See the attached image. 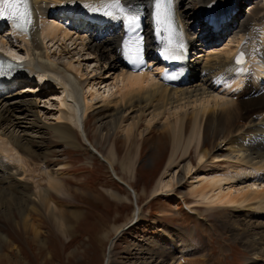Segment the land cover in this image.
I'll use <instances>...</instances> for the list:
<instances>
[{
	"label": "bare ground",
	"instance_id": "obj_1",
	"mask_svg": "<svg viewBox=\"0 0 264 264\" xmlns=\"http://www.w3.org/2000/svg\"><path fill=\"white\" fill-rule=\"evenodd\" d=\"M238 1L241 0H197V6H194V0H170V7L166 9L162 0H119V5L123 7L134 5L143 7L148 36L145 56H152L151 61L156 62L158 67L156 66L155 73L151 70L135 73L125 63L123 45L125 22L122 20L106 23L102 27H93L90 24L88 25L90 29L86 27L89 12L93 9L106 8L116 0H78L77 3H72L71 0H29L32 19L29 30L26 32L17 30L11 26V22L4 24L3 27L6 26V33L11 35L13 42L7 40L6 36H0V46L7 47L11 55L27 64L25 65L26 74L30 81L25 80L28 87H33V76L38 75L41 76L40 83L46 87V89L39 87L41 92L46 93L45 90L49 89L61 90L60 95L57 96L60 101L58 105L61 106L57 107L60 114L56 118L59 121L48 128L66 145L75 149L82 147L79 136L83 143H88L86 146L93 154L111 167L115 175L114 165L117 153L109 160L106 159L94 146H91L86 130L88 114L93 108L95 98L99 95L104 101L111 98L107 113L111 117L113 131L121 127L127 113L138 114V120L135 119L132 124H129L127 133L132 131L133 127H138L141 117L148 112L152 115L148 121L150 126L165 115L173 114L176 117L170 127L176 133L179 146L168 163L169 168L176 164L178 153L182 154V158L188 157L192 146L196 142L200 144L202 138L200 128L203 120L217 126V130L223 132L224 141L228 147L225 156L233 159L231 160L233 165L230 164L232 167L226 166L235 169H229L235 173L226 175L230 172L226 171L225 175L218 173L211 177H204L198 195L208 206H227L233 208V213L241 214L240 221L248 223L254 231L246 230V228L244 230L250 245L247 249L255 255L245 264H264V95L259 94L257 89L244 90L239 94L238 99H235V96L232 100L220 101L218 100L220 95L215 94L218 86L233 89L246 82L247 87L246 73L249 70L252 71L255 81L260 82L257 84L264 87L262 83L264 81V7L261 14L259 13V16L254 19L251 16H245L246 13H241L240 7L236 8ZM257 6L262 7L259 4ZM192 12H195L193 14H197V17L192 16ZM232 12L236 14V22L226 25L223 32H220L221 35L214 39L215 35L210 32L208 23L211 20L223 21ZM75 14H79L80 17L71 16ZM66 16L71 18L67 24H65ZM49 18L53 20L49 21ZM199 23L205 26L204 29L208 30V33L195 31ZM160 26L167 28L168 38L177 37L181 42L194 46L200 51L198 58L189 65L192 77L188 81L180 79L176 86H169L165 82L164 65L159 56L163 42L156 41L157 38L154 37V33ZM85 29L91 32L85 33ZM229 32L235 34L230 40L236 43V46L223 51V54H213L210 44L217 42L223 36L222 33ZM65 41L66 43L70 41L73 47L75 46L73 51L76 52L79 47L86 52L89 57L82 61L87 60L88 69L92 67L93 62L109 67L108 72L113 73L114 78L112 88L110 87L106 94L101 95L95 88H92L93 91L89 89L92 91L89 93L85 90L86 81L83 78L85 74H83L82 65L74 60L75 56L71 55L70 50L66 49L67 53H64L63 47L64 51L59 50L61 54L71 55L66 58L67 61H63L61 56L57 57L59 53L52 54V48L60 43L65 45ZM48 43H50L49 46ZM204 49L211 53L203 54ZM239 51H245L249 57L245 67L235 64V56ZM89 59L93 60L88 61ZM153 63L150 62L149 66ZM93 72L95 73V69ZM25 80L18 81V85ZM14 91L0 96V204L4 206L14 204L23 214L26 213L28 205L33 206V210L41 206L56 215L57 204L52 200V196L64 187L60 180L63 179L61 177L63 174L52 173L51 166L47 162L40 164L38 169L48 178L47 186H45V182H41L46 181L43 174L40 176L29 170V162L37 154V144L42 140L40 132L45 127L44 120L37 110V99L40 94L25 95V93L17 94ZM87 93L91 97L89 100L85 96ZM190 106H196L191 114L188 113L189 110L188 112L185 110ZM61 108H66L67 111H62ZM173 110L174 112L171 113ZM170 118L168 117V120H171ZM238 120L240 123H245V127H242ZM191 121L195 122V130L185 141L188 130L186 123ZM163 128L165 130L166 126ZM166 132L168 133V131L161 133ZM233 153L236 156H233ZM207 155L206 150L200 156V162ZM186 169L190 173L193 167L189 163ZM241 173H245L250 180L247 185L236 188L240 186L238 185L240 181L236 183L235 180ZM243 174L241 177L244 176ZM116 177L123 181L119 176L116 175ZM175 179L176 176L173 175L166 182L161 180V188L172 186ZM223 182H229L226 190L222 186ZM125 185L129 190L132 189L129 184L125 183ZM249 201H254L255 204L246 205ZM138 220L143 219L138 216ZM33 229L31 220L25 217L23 230L34 233ZM121 229L119 227L116 233L121 234L123 231ZM155 248L141 249L140 252H147L151 256L143 257L138 264H178L179 261H183V257L178 260L175 257L176 253L181 252L179 248H182V245L179 242H173L170 248L161 247L163 249L160 250ZM111 257L112 249L105 264H112ZM257 257H263V259L260 260Z\"/></svg>",
	"mask_w": 264,
	"mask_h": 264
},
{
	"label": "rangeland",
	"instance_id": "obj_2",
	"mask_svg": "<svg viewBox=\"0 0 264 264\" xmlns=\"http://www.w3.org/2000/svg\"><path fill=\"white\" fill-rule=\"evenodd\" d=\"M258 4L262 7L257 6ZM193 5L197 6V0H194ZM237 7H240L241 13H246L245 16L256 19L264 7V0H241L238 1ZM193 13L195 12H192V16L197 17V14ZM235 16V13L231 14L227 25L236 22ZM48 20L52 21L53 18ZM65 20L67 24L70 18L65 17ZM225 26H222V30ZM204 28V25L199 23L195 31L208 33ZM89 32L91 30L85 29V33ZM222 34L217 42L209 46L213 54H223V51L236 46V43L231 42L234 33ZM219 35L221 33L215 35L214 39ZM0 36L12 40L11 35H7L6 28L1 31ZM67 42L65 41V45H61L62 43L56 45L57 48L53 47L52 54L59 53L57 57L61 56L63 61H67L66 58L71 55L75 56L74 60L82 65L85 74L83 77L86 81L85 90L89 93L95 88L101 95L106 94L107 90L112 88L114 78L113 73L108 72L109 67L93 62L92 67L88 69L87 60L82 61L89 57L86 52L79 47L76 52L73 51L75 46L73 47L70 41ZM62 47L64 53L70 50L71 55L61 54ZM202 51L203 54L210 52L207 49ZM151 60L152 56H148L147 65H150V62L154 63L147 67L149 71L155 73L157 65ZM249 72L247 87L246 82L233 89L218 86L215 90V94L220 95L218 100H232L235 96V99H238L244 90L257 89L259 94L264 95V87H260V82L255 81L252 71ZM99 73L101 75H98ZM32 86L28 87L25 81L13 89L17 94H40L37 99V110L44 120L45 127L40 132L42 140L37 144V154L29 162V170L41 176L43 173L38 168L40 164L47 162L52 173L63 174L61 176L63 179L60 180L64 187L52 196V200L57 204L56 215L41 206L35 211L33 206L28 205L26 213L23 214L14 204L9 206L0 204V264H105L111 249L112 264H138L143 257L151 256L147 252H140L141 249L170 248L173 242L182 245V248H179L181 252L175 255L176 260L183 257V261H179L178 264H245L248 259L255 257L247 249L250 245L244 234L245 228L252 230L248 223L240 221L241 214L238 216L232 212L233 208L227 206H208L198 195L204 177L218 173L225 175L230 170H235L227 167H232L233 159L225 156L228 147L223 132L217 130V126L203 120L200 144L196 142L192 146L188 157L182 158V154L178 153L176 164L169 168L168 163L179 146L176 133L170 127L176 120L173 114L165 115L150 126L148 121L152 115L148 112L141 117L138 127H133L132 131L127 133L129 124L135 119L138 120V114L127 113L121 127L113 131L111 117L107 113L111 98L105 101L100 95L95 98L86 121L91 146L108 160L117 153L114 165L116 175L131 186L134 195L127 190L123 181L118 180L111 167L93 154L86 146L88 143H83L78 135L82 147L75 149L66 145L48 128L59 121L56 117L60 114L58 108L61 106L58 105L60 101L57 96L61 90L49 89L44 93L38 89L36 82H33ZM88 93L85 95L87 100L91 99ZM246 94L247 92L245 96ZM195 107L190 106L185 110L187 112L189 110L188 113L191 114ZM61 110L67 111L66 108ZM173 112L174 110L171 113ZM168 117H171V120H168ZM238 121L245 127V123ZM186 124L188 130L185 141L195 130L194 121ZM163 126H166L165 130ZM162 131L168 133L163 134ZM206 150L208 155L200 162V156ZM233 156L236 154L233 153ZM189 163L193 167L190 173L186 169ZM234 173L235 171H230L226 175ZM173 175L176 179L172 186L161 188V182L170 180ZM241 175L236 176L238 178L235 180L236 183L242 181L236 188L247 185L250 180L245 173L244 176ZM43 178L46 181L41 182H45L44 185L47 186L48 178L44 174ZM222 186L226 190L229 182H223ZM254 204V201H249L246 205ZM138 216L143 220H138ZM25 217L31 220L34 233L23 230ZM119 227L123 230L121 234L116 233Z\"/></svg>",
	"mask_w": 264,
	"mask_h": 264
},
{
	"label": "snow or ice",
	"instance_id": "obj_3",
	"mask_svg": "<svg viewBox=\"0 0 264 264\" xmlns=\"http://www.w3.org/2000/svg\"><path fill=\"white\" fill-rule=\"evenodd\" d=\"M72 3H77L78 0H71ZM111 8H116L122 12V9L119 8V0H116L113 3ZM93 11H99V9H93ZM111 15V11L108 12ZM0 17L6 18L11 22V26L17 30L28 31L32 23L31 11L29 6V0H0ZM127 24L129 26V31L132 32L135 30V25L137 22L136 17L128 16L126 17ZM171 44V41L168 42ZM179 47H183L180 45ZM170 48H166L165 52L168 53ZM140 42L137 41L135 46H131V42L126 40L124 41V55L127 56L128 60L132 63H141L140 58ZM177 58V57H173ZM242 59H237L236 63H241ZM17 65L11 61L0 59V76H5L11 73V70L14 69Z\"/></svg>",
	"mask_w": 264,
	"mask_h": 264
},
{
	"label": "water",
	"instance_id": "obj_4",
	"mask_svg": "<svg viewBox=\"0 0 264 264\" xmlns=\"http://www.w3.org/2000/svg\"><path fill=\"white\" fill-rule=\"evenodd\" d=\"M134 194V193H133Z\"/></svg>",
	"mask_w": 264,
	"mask_h": 264
}]
</instances>
